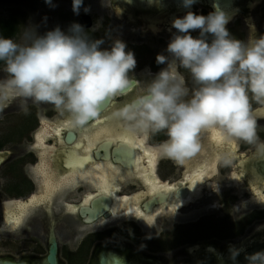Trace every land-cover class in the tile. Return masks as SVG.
<instances>
[{
	"label": "flooded vegetation",
	"instance_id": "af4514ba",
	"mask_svg": "<svg viewBox=\"0 0 264 264\" xmlns=\"http://www.w3.org/2000/svg\"><path fill=\"white\" fill-rule=\"evenodd\" d=\"M26 3L0 0V24L13 28L0 32L1 36L15 42L23 38ZM217 10L228 17L233 38L246 42L253 34L264 35V0H202L190 8L180 0H108L109 14L100 29L94 31V17L83 13L92 25L84 30L95 40L116 36L113 20L132 27L137 62L133 74L139 76L133 77V87L109 100L99 116L83 127L72 124L66 113L51 122L54 105L30 98L17 97L0 108V234L29 237L35 248L46 250L44 259L25 253L18 263L0 264H49L54 245L56 264H163L164 258L175 262L186 256L195 264H248L246 257L264 251V152L255 144L232 138L212 140L210 133H204L202 151L184 163L156 152L152 164L153 155L147 151L154 145L149 141L163 142L166 132L144 140L126 134L120 121L110 119L166 67L157 64L156 57L171 59L167 46L176 33L173 21L188 11L207 16ZM80 15L74 23L79 24ZM191 34L197 37L199 30ZM178 71L191 89L190 72ZM5 78V63L0 61V80ZM249 98L256 113V135L264 141V105L251 93ZM45 123L47 131H43ZM41 133L48 137L43 146L38 145ZM87 144L91 152L81 156ZM57 155L60 159H53ZM73 157L77 162L67 168ZM30 159L37 162L32 164ZM74 168L82 172L91 168L101 180L97 183L90 171L68 176ZM45 175H51L53 183L56 178L76 181L73 186L64 182L53 195L43 197ZM33 197L43 199L28 207L12 232L3 230L6 219L12 220L10 213L17 212L16 204ZM251 231L257 234L250 235ZM235 251L239 255L233 258Z\"/></svg>",
	"mask_w": 264,
	"mask_h": 264
},
{
	"label": "clouds",
	"instance_id": "9594fccd",
	"mask_svg": "<svg viewBox=\"0 0 264 264\" xmlns=\"http://www.w3.org/2000/svg\"><path fill=\"white\" fill-rule=\"evenodd\" d=\"M195 2L183 0V7ZM82 5L83 0H73V12L79 15ZM228 23L219 10L207 16L188 11L176 18V33L167 46L171 59L156 57L157 64L166 67L110 119L120 121L126 134L144 140L166 132L167 139L153 150L178 164L202 151L204 133L212 140H243L264 152L249 98L251 93L264 105V35L241 41L231 36ZM197 30L199 35L193 37ZM24 39L27 43L18 44L0 36V61L7 73L0 80V108L17 97L30 98L54 105L72 124L83 127L99 116L104 104L133 85L129 74L137 62L122 40L102 48L105 41L90 39L78 23L67 32L57 27L42 36L29 28ZM180 68L190 72L191 89ZM238 255L233 252V258ZM246 259L248 264H264V251Z\"/></svg>",
	"mask_w": 264,
	"mask_h": 264
},
{
	"label": "rangeland",
	"instance_id": "374dc122",
	"mask_svg": "<svg viewBox=\"0 0 264 264\" xmlns=\"http://www.w3.org/2000/svg\"><path fill=\"white\" fill-rule=\"evenodd\" d=\"M27 3L25 4V14H26V29H33L38 35H44L48 31L54 30L57 27H59L62 31L67 32L68 29L72 24H74V21L78 18L80 14L86 13L84 11L85 8L88 9L87 14L94 17V20L96 22V25L94 26V31H97L100 29L101 24L103 23V19L107 17L108 12V0H83V5L80 8L79 15L75 14L72 10V4L73 0H51V4H48L45 2V0H26ZM2 11V10H1ZM0 11V12H1ZM2 13V12H1ZM109 14V12H108ZM107 19V18H106ZM117 29L115 32V35H109V37L104 36V38H101L105 41V43L102 45V48H110L112 42L116 39L119 40H125L122 36L124 34H128L130 38L124 41L126 44V51L133 52L132 48V39H133V29L130 25L125 23L124 21H115L113 20L111 24V28ZM119 30V31H118ZM18 44H24L27 43V41L23 38L20 41H16ZM130 77H139L136 74L130 73ZM47 111V110H46ZM45 111V113H46ZM56 113H54L53 121H57L58 119H63L65 117V113L59 112L55 108ZM46 118V117H45ZM55 123V122H54ZM156 137V136H155ZM149 144H152L149 141ZM145 145V142H144ZM31 163L37 162V160L30 159ZM2 176V175H1ZM3 177V176H2ZM171 178H173V175H171ZM135 187H133L134 191ZM3 190V189H2ZM80 191H75L77 194ZM126 193L130 192V188H126ZM28 194L25 193V196ZM1 199V198H0ZM1 204V203H0ZM1 220V216H0ZM163 225V223H162ZM254 226L252 227V230L254 229ZM257 232L251 231L250 235H255ZM27 240H22V238L6 236L3 234H0V263L3 261L11 260L12 262L18 263L22 260V257L25 253H34L37 259H44L46 256V250L44 248H35V244L33 241L29 240V237H26ZM163 264H195V262L192 261L191 257L186 256L179 257L175 262H169L167 258H164Z\"/></svg>",
	"mask_w": 264,
	"mask_h": 264
},
{
	"label": "bare ground",
	"instance_id": "6f19581e",
	"mask_svg": "<svg viewBox=\"0 0 264 264\" xmlns=\"http://www.w3.org/2000/svg\"><path fill=\"white\" fill-rule=\"evenodd\" d=\"M47 126H48V123H45L44 124V129H43V131H47ZM52 129V128H51ZM53 131V130H52ZM47 138L48 137H45V136H43V134L41 133L39 136H38V140H39V142H38V145H45V142H46V140H47ZM130 141H133V138H129V137H127ZM83 152H82V154L83 155H81V156H86L87 154H88V152H91V146L89 145L88 146V144H87V146L85 147V148H83V149H81ZM148 153H151L153 156H151L150 157V161H151V163L153 164L154 163V161L156 160V157H157V154H156V152L153 150V148H151V149H149V151H147ZM60 156L59 155H57V157H54L53 159H60L59 158ZM75 157H73L72 159H70L69 161H68V164H67V168L69 167L68 165H71V167H74V163H76L77 162V159L75 160L74 159ZM57 163L58 164H60V162L59 161H57ZM62 165V164H61ZM60 167H62V166H60ZM65 167V166H64ZM70 168V167H69ZM75 170H72V173H70V174H68V176H71V174L72 175H74V177H76V176H79V175H81V174H88L89 173V171L90 172H92L93 174H92V176H93V178L94 179H96V181H97V183H99L100 182V177L98 176L99 174H98V172H93V170L91 169V168H89V169H87L86 170V172H82V171H80L79 170V168H74ZM59 170L61 171V169L59 168ZM67 179L68 178H65L64 180V182H69V183H71L72 184V186H73V182H75L76 181V178H73L72 179V181L70 180V181H67ZM44 180L46 181V186H45V193H44V195H43V197L45 196V195H47V193L48 194H54L56 191H57V189H58V187H61V185L64 183V182H62V181H59L58 180V178H56L54 181V183L53 182H51V180H52V176L51 175H45L44 176ZM100 184H102V183H100ZM43 198H35V197H33V198H31L28 202H18L17 204H16V208H17V212H14V213H10V215H12V220L9 222L7 219H6V222L3 224V230H5V231H8V232H12L13 231V229L14 228H16L19 224H20V222H22L23 221V218H25V215H26V213H27V210H28V207L29 206H34V205H36L37 203H40V201L42 200ZM40 200V201H39ZM122 207L123 206H120L118 209L120 210V209H122Z\"/></svg>",
	"mask_w": 264,
	"mask_h": 264
},
{
	"label": "water",
	"instance_id": "95a60500",
	"mask_svg": "<svg viewBox=\"0 0 264 264\" xmlns=\"http://www.w3.org/2000/svg\"><path fill=\"white\" fill-rule=\"evenodd\" d=\"M132 1L133 0H121L122 3H129V2H132ZM174 1H176V3H177L179 0H174ZM180 1H183V0H180ZM201 1L202 0H196V2H201ZM79 24L81 26H83V28H90L92 26L91 25V18L88 15H85V14L80 15V17H79ZM132 87H133V85H132ZM132 87H130V88H132ZM127 91H125L122 94H125ZM108 102L106 104H104L101 109H103L108 104ZM56 253H57V247H56V245H54L52 247L51 251H50V255L48 256V262H49V264H56ZM4 264H12V263H4Z\"/></svg>",
	"mask_w": 264,
	"mask_h": 264
},
{
	"label": "trees",
	"instance_id": "16d2710c",
	"mask_svg": "<svg viewBox=\"0 0 264 264\" xmlns=\"http://www.w3.org/2000/svg\"><path fill=\"white\" fill-rule=\"evenodd\" d=\"M6 28H8L11 32H12V27H5V26H3L2 24H0V32L2 33V32H5L7 29ZM9 31V34H11V32ZM6 33V32H5ZM1 36V35H0Z\"/></svg>",
	"mask_w": 264,
	"mask_h": 264
}]
</instances>
